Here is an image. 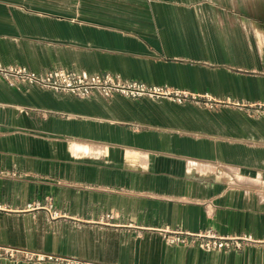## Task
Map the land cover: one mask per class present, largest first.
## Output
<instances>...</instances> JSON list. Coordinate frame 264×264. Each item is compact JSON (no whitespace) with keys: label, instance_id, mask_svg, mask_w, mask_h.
I'll return each mask as SVG.
<instances>
[{"label":"crops","instance_id":"0c3cea01","mask_svg":"<svg viewBox=\"0 0 264 264\" xmlns=\"http://www.w3.org/2000/svg\"><path fill=\"white\" fill-rule=\"evenodd\" d=\"M242 3L0 0L2 65L197 96L0 78V248L45 256L0 264H264V21ZM46 200L56 218L27 208ZM177 230L252 241L166 242Z\"/></svg>","mask_w":264,"mask_h":264},{"label":"built area","instance_id":"2783aa9c","mask_svg":"<svg viewBox=\"0 0 264 264\" xmlns=\"http://www.w3.org/2000/svg\"><path fill=\"white\" fill-rule=\"evenodd\" d=\"M0 78H4L10 84L17 82H26L35 84L43 88H49L55 91L69 92L78 97L89 96L93 91L102 96H110L113 93H119L127 97H149V98H167L176 102H183L187 99L196 100L197 96L181 92L166 86H149L137 81H125L118 75L112 74H94L88 75L84 72H76L64 69H53L43 74H37L21 65H2L0 64ZM206 99L205 103L210 104L211 100ZM264 109V106H263ZM27 208L44 209L53 217L56 212L52 210L50 201L44 204H31ZM166 241L175 244H190L200 242L207 249H238L242 247L243 242L252 241L249 237L234 236L223 237L212 232L187 233L183 231H171L166 235ZM45 256L38 255L39 259ZM51 259V256H47Z\"/></svg>","mask_w":264,"mask_h":264},{"label":"rangeland","instance_id":"374dc122","mask_svg":"<svg viewBox=\"0 0 264 264\" xmlns=\"http://www.w3.org/2000/svg\"><path fill=\"white\" fill-rule=\"evenodd\" d=\"M241 2L245 3L243 5H241L240 9H243L245 12H247L248 15H253L258 17L259 19H262L264 21V0H240ZM264 23V22H263ZM264 25V24H263ZM261 27L264 28V26L261 25ZM53 212L55 211L52 208ZM48 215L49 218L53 219L56 218L58 216L57 212L56 215H52L53 217H50L51 215H49V213L47 211H45ZM170 232H167L166 235H169ZM166 235L164 237V239L166 238ZM166 241V239H165ZM167 242V241H166ZM169 243V242H168ZM170 244H175V243H170ZM0 256H4L7 257L9 259H24V260H28V261H40L42 259H39L38 256H34L32 254L29 253H20V252H15L12 249H8V248H0ZM47 259V258H46ZM66 264H81L79 261H73V260H65Z\"/></svg>","mask_w":264,"mask_h":264}]
</instances>
